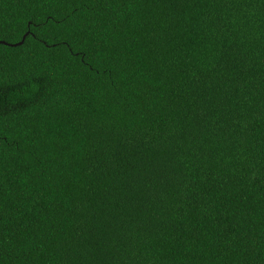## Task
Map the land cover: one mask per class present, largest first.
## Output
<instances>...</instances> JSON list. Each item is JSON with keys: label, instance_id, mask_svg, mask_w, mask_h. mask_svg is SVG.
<instances>
[{"label": "trees", "instance_id": "16d2710c", "mask_svg": "<svg viewBox=\"0 0 264 264\" xmlns=\"http://www.w3.org/2000/svg\"><path fill=\"white\" fill-rule=\"evenodd\" d=\"M0 264H264V0H0Z\"/></svg>", "mask_w": 264, "mask_h": 264}, {"label": "water", "instance_id": "95a60500", "mask_svg": "<svg viewBox=\"0 0 264 264\" xmlns=\"http://www.w3.org/2000/svg\"><path fill=\"white\" fill-rule=\"evenodd\" d=\"M20 43V42H19ZM17 44V43H16Z\"/></svg>", "mask_w": 264, "mask_h": 264}]
</instances>
